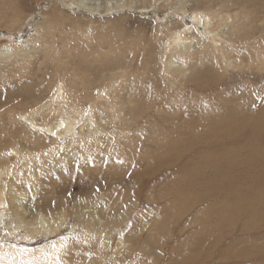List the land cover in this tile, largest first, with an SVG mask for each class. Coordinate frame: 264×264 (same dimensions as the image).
<instances>
[{
	"label": "rangeland",
	"instance_id": "374dc122",
	"mask_svg": "<svg viewBox=\"0 0 264 264\" xmlns=\"http://www.w3.org/2000/svg\"><path fill=\"white\" fill-rule=\"evenodd\" d=\"M243 4L245 10L240 8ZM199 16L207 18L213 31L207 39L231 49L228 69L219 62L217 72L204 69L209 81L203 91L197 89L202 78L166 74L175 67L169 62L172 40L177 33L192 36ZM233 26L240 29L239 43L223 39L224 29L229 34ZM34 29L49 49L37 46L24 62L11 59L0 67V135H23V126L27 129L33 122L28 114L21 118L14 113L10 119L5 111L10 102H18L9 99H17L10 89L19 82L45 80L50 89L67 91L74 98L99 97L102 91L112 95L113 89L123 96L132 85L141 96L131 100V120L122 122L130 125L123 129V143L111 148L120 155L119 162L129 158L131 166L119 165L114 183L123 185L138 176L135 182L147 185L154 198L149 203L150 248L155 253L151 264H264V0H0V48L8 40H28ZM106 54L114 58L113 68L92 79ZM79 60L91 66L79 67ZM78 70H84L82 75ZM109 74L114 79H108ZM83 76L99 83L82 85ZM151 93L154 98L149 101L146 95ZM46 103L30 111L48 112ZM40 120V125L46 122ZM12 150L17 153L12 165L21 169L19 145L6 147L1 156L11 157ZM13 166L0 169V188ZM90 179L84 173L71 176V185L64 189L67 198L81 203L91 188ZM193 179L201 186L191 194L184 191V199L156 200L161 194L172 195L170 190L182 192ZM201 193L207 194L205 199L196 198ZM135 199L120 231L109 242L105 238L100 250L92 247L86 252L88 263L135 264L147 258L141 259L137 247L134 254H116L117 237L145 212L143 194L138 192ZM190 199L198 202L180 219L174 218ZM75 224L71 218L60 237L74 234ZM2 237L0 246L10 241ZM16 241L10 242L30 247L27 239ZM34 241L32 248L41 247L44 238Z\"/></svg>",
	"mask_w": 264,
	"mask_h": 264
},
{
	"label": "bare ground",
	"instance_id": "6f19581e",
	"mask_svg": "<svg viewBox=\"0 0 264 264\" xmlns=\"http://www.w3.org/2000/svg\"><path fill=\"white\" fill-rule=\"evenodd\" d=\"M245 5H241L240 8L245 10ZM202 18V16L194 18L196 28L192 36H188L186 32L177 33L172 40L175 45L169 62L175 64V67L171 73H166L169 77L178 73L185 80L188 79L186 77H191L193 81L202 78L204 83L197 86L198 91H203L209 81V74L204 69L212 68L217 72L219 69L217 62L223 66V70L228 69V56L231 51L229 47L207 39L213 31L206 25L209 24L207 18ZM208 20L211 22V19ZM239 32L240 29L235 26L230 28L229 34L224 29L223 39L239 43ZM38 40L40 38L37 29H34V33H31L29 39L24 42L8 40L6 46L0 48V67L11 59L24 62L29 54L36 53L37 46L49 49L50 46L46 42L41 43ZM183 42L188 45H182ZM114 64V58L106 54L105 60L96 67L97 73L92 79L109 71ZM77 65L89 68L91 62L79 60ZM82 72L78 70V74L82 75ZM194 73L195 79L192 78ZM114 77V74H109L108 79ZM46 82L45 80L34 84L28 81L19 82L10 89L17 99L12 96L9 100L18 102H10L6 106L5 111L12 115L9 118L13 119L14 113H17L21 118L31 117L33 122L28 124L27 129L23 126V135H0V152L8 146L19 145L24 158L23 167L14 168L12 164L15 163L17 153L12 150L11 157L1 156L0 153V169L6 170L9 166L14 168L7 170L13 173L11 175L5 173L6 179L0 188V228L6 230L0 231V235L10 241L16 239V242L23 240L25 242L27 239L30 241L28 245L30 247L10 241L3 243L0 246V264H90L86 252L92 247L100 250L105 238L109 242V239L120 231L134 210L138 192L143 194L145 212L141 218L136 217L133 220L131 227L124 234L117 237L116 254H134V248L137 247L138 252L143 253L141 259L144 256L147 258L136 261L135 264H151L155 253L150 248L153 231L150 225L149 203H152L154 198L150 196L147 185L135 182L138 176L130 178V181H127L129 183L123 185L114 183L116 179L113 172H116V168L119 165L131 166V162L129 158L126 162H119L117 158H120V155L114 154L111 150L114 143L116 145L123 143L121 137L124 135L123 129L130 125L122 122L131 120V116L135 114V111L129 108L131 100L140 97L141 94L130 85L123 96L117 95L113 89L112 95L108 91H102L99 97L87 94L85 97L74 98L67 91L56 92L50 89ZM98 83V80L91 81L83 76L82 85L91 87ZM146 98L152 101L154 95L147 94ZM46 101L43 108L48 112L43 113L40 108L30 111L31 107L39 106ZM63 101L65 107L62 106ZM39 118L40 121L46 122L40 125ZM49 119L52 121L48 122ZM104 133L116 137L102 138ZM126 142H129V139ZM109 152H112V157H109ZM83 173L92 178L91 188L85 197L84 195L81 197V203H73L65 195L64 189L71 185L69 181L71 176L74 174L83 176ZM98 176L101 179H97ZM195 182L197 181L194 179L187 182L182 192L170 190L168 192H172V195L161 194L156 200L170 197L176 201H179V198L184 199L183 196L186 194L184 191L191 194L197 190L198 185L201 186ZM124 185H129V189L120 190ZM202 194L204 193L195 196L200 200L205 199L207 194ZM30 201L34 204H29ZM197 202L196 199L194 201L190 199L191 204L183 211L180 209L175 213L174 218L180 219ZM71 218L76 221L72 226L75 233L66 238L60 237L62 228L71 222ZM42 238L43 246L31 247L33 240L37 244Z\"/></svg>",
	"mask_w": 264,
	"mask_h": 264
}]
</instances>
